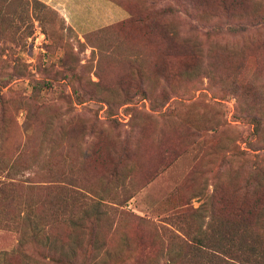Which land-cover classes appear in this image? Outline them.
<instances>
[{
	"label": "rangeland",
	"instance_id": "rangeland-1",
	"mask_svg": "<svg viewBox=\"0 0 264 264\" xmlns=\"http://www.w3.org/2000/svg\"><path fill=\"white\" fill-rule=\"evenodd\" d=\"M262 148L264 0H0V264L204 263Z\"/></svg>",
	"mask_w": 264,
	"mask_h": 264
},
{
	"label": "trees",
	"instance_id": "trees-1",
	"mask_svg": "<svg viewBox=\"0 0 264 264\" xmlns=\"http://www.w3.org/2000/svg\"><path fill=\"white\" fill-rule=\"evenodd\" d=\"M248 117H251V123L255 124V129L258 131L261 127L259 117ZM262 171L263 168L259 167L256 173L260 175ZM12 186V184L0 181V214L7 212L6 214L10 215L6 202H9L8 196L9 192L12 191ZM70 192L71 194L68 193L67 197L60 198V208L69 207L71 202L81 203L82 193L76 190ZM253 194L255 195L253 196V204L248 206L244 203L243 207L237 209V212H234L230 217L220 220L219 223L215 222V229L209 233L211 235L205 242L202 239H197L193 245H187L190 250L192 249L193 262L197 261L198 258H205L204 263L197 262L199 264H264V208H261L264 206V200L258 196L256 191H253ZM247 196L246 194L245 197ZM66 211L69 215V218H66L67 223L74 226L75 244L81 242L82 235L93 237L94 228L100 217L92 216V221L86 217L80 223L73 215H70L68 210ZM177 213L179 219L184 215L182 212ZM228 213L230 215V212ZM15 219L16 216L13 220ZM19 249L28 252L31 248L30 246L26 247V243H24L19 245ZM173 263L178 264L179 260L176 258Z\"/></svg>",
	"mask_w": 264,
	"mask_h": 264
}]
</instances>
